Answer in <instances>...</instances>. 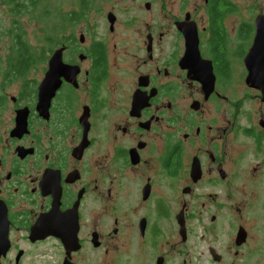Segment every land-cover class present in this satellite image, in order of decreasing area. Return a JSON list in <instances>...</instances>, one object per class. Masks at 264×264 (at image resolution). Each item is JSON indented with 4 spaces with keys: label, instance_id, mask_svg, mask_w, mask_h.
<instances>
[{
    "label": "flooded vegetation",
    "instance_id": "af4514ba",
    "mask_svg": "<svg viewBox=\"0 0 264 264\" xmlns=\"http://www.w3.org/2000/svg\"><path fill=\"white\" fill-rule=\"evenodd\" d=\"M92 1L0 56V264H264V0Z\"/></svg>",
    "mask_w": 264,
    "mask_h": 264
},
{
    "label": "rangeland",
    "instance_id": "374dc122",
    "mask_svg": "<svg viewBox=\"0 0 264 264\" xmlns=\"http://www.w3.org/2000/svg\"><path fill=\"white\" fill-rule=\"evenodd\" d=\"M15 2H18L19 0H14ZM21 1V0H20ZM24 1V0H22ZM6 0H0V56H7L5 55L8 50H9V45L12 42V39L9 37L12 36L11 33L15 32L17 26L19 25V22H24L27 17H25V14L23 15L24 17H17L14 15L11 11L12 4H4ZM26 2L23 6L24 8L21 10V12H25L27 10L32 9L33 7H37L34 15H30L29 18H33L36 21L40 20V9L42 10H49L51 11L52 14H57V13H67L71 10L75 9V3L76 0H39L35 1L36 4L33 6L32 3L28 1ZM92 9L90 10V15L92 19H96L97 16L101 15V12L103 13L104 9L109 8L110 5H115L116 8H120L122 5H127L131 4V0H93L92 1ZM95 8L100 9L99 12H95ZM55 16V15H54ZM51 20L47 19L46 25L50 23ZM101 22H99V26L97 29L101 28ZM46 32L48 30L46 29ZM25 34L28 37V40L35 44L36 48L39 49L42 46V41H37L36 36L39 35L38 31V25L34 23H27L25 25ZM40 63L37 66L38 68L40 67ZM35 68V67H34Z\"/></svg>",
    "mask_w": 264,
    "mask_h": 264
},
{
    "label": "trees",
    "instance_id": "16d2710c",
    "mask_svg": "<svg viewBox=\"0 0 264 264\" xmlns=\"http://www.w3.org/2000/svg\"><path fill=\"white\" fill-rule=\"evenodd\" d=\"M12 1L13 0H6V2L4 4H8V5H11L12 4ZM39 1V0H33V2H31L33 4V6L36 4V2ZM88 1V0H87ZM88 3V2H87ZM85 3V4H87ZM84 4V5H85ZM81 4V13L84 11V9H86V7ZM37 7H33L32 9L30 10H27L25 12H21L20 9L16 8L13 4H12V8H11V11L14 15H16L17 17H24L23 15L25 14V17L26 20L28 22H31L33 21L34 23L38 24V31L39 32H42L43 30V24H44V18H45V15L43 14V11H41L40 9V12H39V15H40V20L39 21H36L34 20L33 18H29L30 15H34V12L36 10ZM49 14V17L48 19L51 20L50 21V24H51V27H52V30L54 31V29L57 27V26H63V27H67L68 25H71L75 20H78L80 18L79 16V13L78 11L76 10H71L67 13H57L55 14V16L52 14V13H48ZM20 32H23L22 30H20ZM22 33H19V35H21ZM13 36H15V32L13 33ZM21 40L20 36L17 37V42L19 43ZM24 42L22 43H19L16 47V50L15 52L16 53H22L23 56L22 57H18L15 59L16 61V65L17 67H20V65H23L24 67L26 66H29L30 64V59L31 57H27L26 55L28 54V52L26 50H29V47L25 44ZM23 45H24V48H23ZM26 54V55H24Z\"/></svg>",
    "mask_w": 264,
    "mask_h": 264
},
{
    "label": "water",
    "instance_id": "95a60500",
    "mask_svg": "<svg viewBox=\"0 0 264 264\" xmlns=\"http://www.w3.org/2000/svg\"><path fill=\"white\" fill-rule=\"evenodd\" d=\"M61 61V49L56 50L50 61H49V72L47 77L41 81L38 86V98L40 102L46 100L48 103L53 92L57 89L59 85L60 75L63 73V66L60 63ZM250 83V81L248 80ZM1 233H0V254L4 253L7 248V241L5 239V211L1 210Z\"/></svg>",
    "mask_w": 264,
    "mask_h": 264
}]
</instances>
